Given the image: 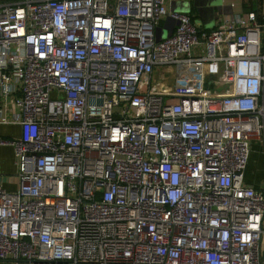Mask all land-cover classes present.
<instances>
[{
  "label": "built area",
  "instance_id": "built-area-1",
  "mask_svg": "<svg viewBox=\"0 0 264 264\" xmlns=\"http://www.w3.org/2000/svg\"><path fill=\"white\" fill-rule=\"evenodd\" d=\"M168 1L0 3V124L19 126L0 137L18 178L1 262L260 264L264 187L243 183L251 140L264 151L260 25L201 29Z\"/></svg>",
  "mask_w": 264,
  "mask_h": 264
},
{
  "label": "crops",
  "instance_id": "crops-1",
  "mask_svg": "<svg viewBox=\"0 0 264 264\" xmlns=\"http://www.w3.org/2000/svg\"><path fill=\"white\" fill-rule=\"evenodd\" d=\"M14 0H0V3ZM264 0H169L168 7L171 11L181 12L189 15L194 23L201 29H212L234 15H245L254 12L260 25L261 44L264 47ZM164 25L166 34L172 32L176 21L168 16L163 17L158 23ZM174 68L168 73V83L174 79ZM207 78L216 79L217 84L213 86H226V90L216 91L224 94L230 89L229 77H225L223 65L207 64L203 67ZM161 68L155 67L152 78L160 80ZM19 126L16 124H0V137H17ZM16 162L13 148L9 145H0V185L7 191H14L18 186L16 175ZM243 183L256 190L264 187V151L261 143L251 140L248 161L243 171ZM0 264H5L0 261ZM260 264H264V218L262 221V233L260 238Z\"/></svg>",
  "mask_w": 264,
  "mask_h": 264
},
{
  "label": "rangeland",
  "instance_id": "rangeland-1",
  "mask_svg": "<svg viewBox=\"0 0 264 264\" xmlns=\"http://www.w3.org/2000/svg\"><path fill=\"white\" fill-rule=\"evenodd\" d=\"M155 34H156V39H158L159 37H165L166 36V29H165L163 24H161V26L156 25ZM154 82H155V79L153 78L151 83H154ZM222 90H226V86L221 85V86H213L212 88H210V91H222ZM170 100L171 99H167V102H170ZM7 117L8 118L11 117V109H8Z\"/></svg>",
  "mask_w": 264,
  "mask_h": 264
}]
</instances>
